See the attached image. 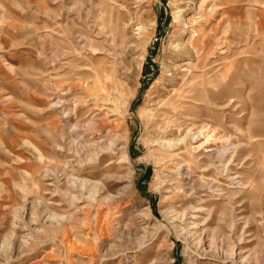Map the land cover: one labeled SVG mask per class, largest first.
<instances>
[{
    "label": "rangeland",
    "instance_id": "obj_1",
    "mask_svg": "<svg viewBox=\"0 0 264 264\" xmlns=\"http://www.w3.org/2000/svg\"><path fill=\"white\" fill-rule=\"evenodd\" d=\"M34 4L0 12L31 51L0 90V264H264V43L222 0Z\"/></svg>",
    "mask_w": 264,
    "mask_h": 264
},
{
    "label": "crops",
    "instance_id": "obj_2",
    "mask_svg": "<svg viewBox=\"0 0 264 264\" xmlns=\"http://www.w3.org/2000/svg\"><path fill=\"white\" fill-rule=\"evenodd\" d=\"M222 1L225 3L222 15L227 18L230 25L240 31L247 30L249 36H255L264 43V0ZM41 2L42 0H0V12L7 13L8 20L15 21L16 13L28 14L27 12L32 11L37 6L36 4L32 5V3L41 4ZM4 17L5 15L0 14V18ZM248 40L250 41V38ZM15 41L14 37L0 33V90H10V87L4 86L5 82L15 84V80H10L9 74L15 73V70L22 66L26 68L27 59V65H31V51L19 50L17 52L14 45L13 47L10 46ZM13 108L14 104H10L9 100L0 99V163L8 162V159L3 156L15 152V133L16 130L21 132V128L16 127L14 117L10 114Z\"/></svg>",
    "mask_w": 264,
    "mask_h": 264
},
{
    "label": "bare ground",
    "instance_id": "obj_3",
    "mask_svg": "<svg viewBox=\"0 0 264 264\" xmlns=\"http://www.w3.org/2000/svg\"><path fill=\"white\" fill-rule=\"evenodd\" d=\"M110 13V12H109ZM111 15V14H110ZM60 101L59 100H56L53 104H52V107L53 108H57V107H60ZM62 107V106H61ZM103 108V107H102ZM112 114V113H111ZM62 118H63V120H65V119H67L68 118V112H63V115H62ZM94 120V119H93ZM93 121L91 120V119H89L88 120V123H92ZM102 123V122H101ZM175 132V131H174ZM196 138H198V135H195V134H191V133H189V134H186L182 139H179V140H177V141H172V143H170L169 142V145H171V148L173 147L174 149H180L181 147H178V146H183L184 148L186 147V146H188L189 145V142L191 141V140H193V139H196ZM167 141V140H166ZM170 141V140H169ZM168 145V146H169ZM95 146V145H94ZM110 149V148H109ZM235 149V148H234ZM226 151V150H225ZM225 151H223V152H225ZM211 153V152H210ZM222 155H223V153H222ZM221 155V156H222ZM223 158V157H222ZM127 159V157L125 156V157H122V159H121V161L122 162H125V160ZM126 163V162H125ZM124 163V164H125ZM194 179V178H193ZM231 179V178H230ZM232 180V182H234V178H232L231 179ZM207 182V181H206ZM234 184H238V183H234ZM74 185H75V187L77 188V187H79V190L80 191H83L85 188H86V186H85V183H83L82 181H78V180H75V182H74ZM72 198V201L73 200H77V198L75 197V196H71ZM90 198V197H89ZM88 199V198H87ZM77 202H78V200H77ZM173 214V213H172ZM170 216V215H169ZM62 217V216H61ZM172 219V218H171ZM177 220V219H176Z\"/></svg>",
    "mask_w": 264,
    "mask_h": 264
}]
</instances>
